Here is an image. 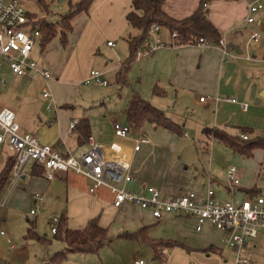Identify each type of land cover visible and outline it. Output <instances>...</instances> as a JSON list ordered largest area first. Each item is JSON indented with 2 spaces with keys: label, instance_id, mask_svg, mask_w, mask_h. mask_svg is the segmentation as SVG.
<instances>
[{
  "label": "crops",
  "instance_id": "obj_1",
  "mask_svg": "<svg viewBox=\"0 0 264 264\" xmlns=\"http://www.w3.org/2000/svg\"><path fill=\"white\" fill-rule=\"evenodd\" d=\"M203 1L165 0L163 8L169 15L183 18L192 14ZM205 1L209 2V6L206 7L209 17L228 45V53L226 54L219 44L211 46L176 44L169 30L159 28L154 32L159 34L156 38H161L168 45L138 58L140 62L137 86L128 96L122 113L111 115L106 109L102 114L86 115V112L77 105L79 85L74 77L81 71L79 62L85 50L96 48L94 37L98 26L93 16L95 14L98 16L101 11L108 13L112 10L114 15H117L116 21L119 24L115 30L120 32L122 24L125 27L128 22L126 14L131 8L132 0H94L90 13L80 12L74 17L67 45H63L60 37L56 36L43 48L39 39L36 43L37 53L33 52L35 45L32 57L40 66L51 70L50 79L34 71H30L28 75H14L8 67H4L5 73L3 74L2 70L0 75L3 94L0 97L4 99L1 103L6 105L0 106V109L3 107L13 109L21 132L34 134L42 142L50 143L63 153L84 147L86 142L79 143L77 129L70 128V123L74 119L79 121L84 117L89 119L90 135L101 143L107 145L113 141H120L130 144L131 147L132 141L120 139L115 135L113 124L114 122L128 124L127 121L122 122L118 118L125 117L127 120V104L133 93L137 92L180 123L184 128V134L178 136L173 131L155 127L151 123H146L141 132H133L131 140L135 138L140 140L141 147L137 151L126 149L127 154L132 156L133 174L132 181L125 184L126 189L145 193L147 186H154L164 194L196 191L203 195L206 187L210 186L215 192V199L220 202H227L233 198L253 197L256 194L264 195V1ZM258 1L263 3V7L255 12V16L253 15L254 21L249 22L247 20L249 5ZM109 21L113 23L115 20ZM137 30L140 33V30ZM254 32L260 34L258 40L251 38ZM115 47H117L115 44L107 45V49L112 51L116 50ZM73 56L75 61L71 67L69 62ZM122 65L123 60L120 59L119 62L110 64L98 61L92 67L102 69L104 77L105 74L116 75L117 80ZM2 79L6 80V83H3ZM155 86L161 93L154 92ZM46 88L51 93L49 97L43 95ZM201 97H205L204 100H201ZM245 103L247 107L244 106ZM49 105L51 109H48ZM214 128H220L239 137L245 134L249 139L260 140L263 144L256 146L250 155L235 152L206 130ZM189 131L194 133L193 138ZM182 141H185V145L193 146L199 142L205 146L204 149L208 151L209 156L204 159L208 168L204 166L203 175L196 174L195 170H183V167L188 170L191 162L188 160L190 156L185 153L187 146L181 147V152L176 154L175 148L180 147ZM9 151L7 145L0 148V172L12 156ZM34 166L35 164H29L23 177L14 187H11L8 181L2 189L0 220L3 221H0V226L12 212L19 216L23 211H31L33 208L31 206L35 204L34 194L40 193L43 197L40 211L47 205H65L70 214L68 224L74 229H82L79 227L86 226L94 217H99L100 224L105 227H108L109 221L129 222L133 228L118 233L121 239L128 240L126 246L138 250L139 244L150 245L153 259L157 264H163L162 258L156 259L154 246L150 242L155 238L149 234L148 222L154 217L148 209L130 203L114 206L113 192L106 186L91 192L89 189L91 181L83 174L70 170L58 172L53 179H47L45 173L34 174ZM231 166L237 168L240 179V183L234 186H230L226 181ZM193 168H198L197 162H194ZM176 173L183 179L174 178ZM174 182H180V185ZM4 207L7 209L6 215L3 216ZM169 215L178 220L177 237L173 240L186 243L187 239H190L189 224L192 227L196 226V219L188 215L191 218L186 222V219H181L184 218V214ZM18 218L21 220L20 216ZM24 225L23 238L29 225L28 221ZM207 226L204 225L200 231ZM261 228L258 229L257 236L250 239L253 252V247L263 241L264 228ZM133 231H141L143 236L141 240L122 236L124 232ZM227 236L226 231L220 230L216 240L204 236L199 246L207 249L208 245H211L213 250L219 252L223 262L229 264L228 249L235 253L233 249L223 247L226 246L224 239ZM14 240L15 237L11 234L0 233V264H8L2 247L7 243L10 245L9 251L14 250ZM57 251L55 250L52 255ZM89 254L72 252L66 260H72L73 264H83L87 258L85 256ZM134 256L133 254L130 256L129 264ZM253 257L255 254L251 260ZM254 260L255 258L252 262ZM64 262L62 264H65Z\"/></svg>",
  "mask_w": 264,
  "mask_h": 264
},
{
  "label": "built area",
  "instance_id": "obj_2",
  "mask_svg": "<svg viewBox=\"0 0 264 264\" xmlns=\"http://www.w3.org/2000/svg\"><path fill=\"white\" fill-rule=\"evenodd\" d=\"M204 6H209L204 1ZM263 7L258 1L249 5L247 20L254 21L253 13ZM159 26L154 24L151 32H155ZM175 39L177 32L172 34ZM260 34L254 32L253 40H258ZM41 39V31L35 19H30L28 10L18 0H0V75L5 64L14 75H28L30 71L40 73L46 79L52 77L50 69L42 67L32 57V51L37 41ZM195 45H214L209 40L200 37ZM224 52L228 53V45L221 38L218 43ZM108 45H114L108 41ZM168 45L161 38L145 41L142 49L137 52V58H141ZM3 83L6 80L2 79ZM95 81L102 85H108L109 81L104 77V72L92 69L84 83ZM44 97L51 95L48 88L44 90ZM205 97H201L204 100ZM236 101L237 99H232ZM245 107L248 105L245 103ZM51 109V106H48ZM78 120L70 123V128L76 127ZM115 135L123 140L132 141L130 144L113 141L107 145L90 135L84 147L77 151L63 153L50 143L42 142L31 133H24L16 120L13 109L3 107L0 109V148L6 144L14 157L9 185L14 187L23 177L27 165L37 164L44 168L45 177L53 179L58 172L75 171L88 177L91 181L90 191L94 192L102 186L108 187L114 194V206L125 203L135 204L148 209L152 216L162 219L166 214L191 215L196 219V228L201 230L204 225L211 224L228 233L224 242L227 247L234 250V264H249L253 251L250 247V239L257 236L258 229L264 228V195L254 197L233 198L227 202L215 199L212 187L207 186L205 193L200 195L196 191L164 194L159 188L147 186L145 193L126 189L125 184L132 181V156L126 152L127 148L137 151L141 147L140 140L133 139L132 127L125 123L114 122ZM243 139H249L242 134ZM238 170L231 166L227 172L228 184L234 186L240 183ZM43 197L40 193L34 194L35 205L31 209L36 214L40 209ZM59 222L58 217L52 219L51 230L56 232ZM5 234L4 230H0ZM163 259L167 255L165 248L158 250ZM130 264H150L148 260L140 256H134Z\"/></svg>",
  "mask_w": 264,
  "mask_h": 264
},
{
  "label": "rangeland",
  "instance_id": "obj_3",
  "mask_svg": "<svg viewBox=\"0 0 264 264\" xmlns=\"http://www.w3.org/2000/svg\"><path fill=\"white\" fill-rule=\"evenodd\" d=\"M25 8H28L31 12L36 13V20H46L47 22H53L59 27L61 26L62 16L69 12L72 5L75 4L78 0H18ZM94 1V0H93ZM264 1V0H263ZM93 3V2H92ZM113 4V3H112ZM91 6L89 7V13L91 10ZM95 4L93 5V9ZM95 12V10H94ZM94 15V13H93ZM255 16V12L253 13ZM115 20L111 23L109 20ZM117 15L115 16L112 10L108 13H104L101 11L98 16L95 14L93 16L94 22L97 24V33L95 38V50L86 49L85 53L80 59L81 63V71L74 78L77 80V85H79L78 89V101L77 105L82 110L86 112V115L94 114H102L106 111H109L111 115H118L124 111V105L128 101V96L131 94V91H135V87L138 82V71H139V62L140 60L135 57L131 65L127 71V81L126 82H118L116 80V75H106V79L109 81L108 85H102L95 81H91L90 83H84L85 79L89 77L92 69H100L99 67H92L95 63L104 62V63H116L119 62L120 59L123 61L129 56L130 50L128 45L127 38L129 36H134L138 33V30L131 26L128 22H126L125 27L122 24L120 27V32L116 31V27H118V21H116ZM127 21V19H126ZM157 35L154 32H151L149 35L150 40H154ZM160 37V36H159ZM108 40L112 41L117 47L116 50L107 49ZM38 44L35 46L34 53H37ZM119 51V52H118ZM75 56V54H74ZM70 60L69 64L71 67L74 64L73 58ZM120 57V59H119ZM146 59V58H145ZM96 61V62H95ZM73 62V63H72ZM72 63V64H71ZM5 67L7 65L5 64ZM104 72V71H103ZM2 73V72H1ZM3 70V74H4ZM2 94V90L0 87V96ZM4 100L3 97H0V106L6 105V103H1ZM18 100V98H15ZM125 116V114H124ZM122 122H126V118L122 117ZM141 132V131H140ZM139 133V132H137ZM191 138L194 137V133L190 132ZM138 135V134H136ZM179 136V135H178ZM185 145V141L180 143V147L175 148L176 154L181 152V147L183 148ZM6 146L3 144V148ZM187 146L186 155H189V168L184 171H193L195 170L196 174L200 176L205 173L204 166L205 157L208 158L209 153L204 149V145L197 142L195 145ZM212 150V148H211ZM11 153V151H9ZM184 152V151H183ZM204 156V157H203ZM194 162H197L198 168H193ZM29 165L26 166L28 168ZM208 168V166H206ZM25 168V169H26ZM176 179H183L182 176H178L177 173L174 175ZM226 181L228 182V178L226 177ZM176 185H180V182H174ZM184 186V185H183ZM44 204V203H43ZM35 205V204H34ZM34 205L31 206L34 207ZM7 207L3 208V216L6 215ZM39 209L36 214H32L31 211H23L19 216L21 220L18 218V214L12 212L8 217H6L5 222H2L0 228H3L7 234H11L15 237L14 244L15 249L9 251L10 245L5 243L2 247L3 252L6 254V258L8 260V264H57L56 262L51 261L52 253L55 250H61L64 247V243L55 238L54 232L51 231L52 219L54 217L60 218L63 213H67L68 220L70 218L69 210L64 205H47L45 209L40 211ZM191 218L187 214H184V218ZM28 220L36 221L37 231L41 234H47L48 241H38V240H30L26 241L23 238V231L25 230L24 224L27 223ZM160 220V221H158ZM3 221V220H0ZM108 228L109 233L112 236V242L104 245L99 253L89 254V256H85L83 264H129L128 261L130 256L133 254L135 256H143L145 257L150 264H157V262L153 259V250L150 245L147 244H139V249H133L131 246H126L128 240L121 239L122 237L118 234L120 231H123L128 228H133L129 222H118V221H109ZM177 218L172 217L171 215H167V217L163 219L153 218L148 222L149 225V234L155 239H165V240H173L177 237ZM190 223V222H188ZM208 225L202 232L196 229V226H191L189 224L190 231V239L188 238L186 243L180 245L166 246L167 255L163 258V264H225L223 262L222 257L220 256L217 250H213L210 248L211 245H208L207 249L204 246H199L202 244V240L204 236L217 239L218 230L215 226L211 224ZM79 227V228H84ZM262 229V228H261ZM260 230V228H259ZM124 237V236H123ZM129 245V244H128ZM225 245V244H224ZM165 246L161 247L164 248ZM227 248V246H223ZM19 248V250H18ZM228 249V248H227ZM255 257L254 262L250 264H264V238L261 244L257 243L256 247H253ZM230 255V262L234 264L235 254L228 249ZM134 252V253H132ZM50 262H48V261ZM65 260V264H73L72 260Z\"/></svg>",
  "mask_w": 264,
  "mask_h": 264
},
{
  "label": "trees",
  "instance_id": "obj_4",
  "mask_svg": "<svg viewBox=\"0 0 264 264\" xmlns=\"http://www.w3.org/2000/svg\"><path fill=\"white\" fill-rule=\"evenodd\" d=\"M204 1L192 14L183 18H176L164 10L163 4L165 0H132L131 8L127 12L126 18L131 26L140 30V33L127 38L130 54L123 61V65L118 71L117 81L121 83L127 81L126 73L131 62L137 56V52L143 48L154 24L158 25L159 28L169 30L171 35L177 32L176 44H194L200 37L218 44L222 35L217 26L211 21L209 11L204 6ZM92 2L93 0L76 1L69 12L62 16L60 27L53 22H47L45 19L36 20V13L28 11L29 18L36 20V24L41 31V46L44 48L56 36L60 37L63 45H67L68 35L73 29L74 17L80 12H88ZM154 92L159 94L161 90L155 86ZM126 117L133 132H139L146 123H151L155 127L168 129L178 135L184 134V128L180 123L170 117L164 110L144 99L137 92L133 93L127 104ZM75 128L77 129L79 143L84 144L87 142L90 136L89 119L87 117L80 119ZM206 130L211 132L215 138L229 145L235 152L247 155H250L256 146L263 144L260 140L243 139L239 136L231 135L220 128ZM13 164L14 157L11 156L0 172V193L10 180ZM44 171L42 166L35 164L34 174L42 175ZM28 223L29 225L24 235L26 241H48L47 235L37 231L35 220H28ZM54 235L56 239L65 244L64 248L51 256V261L57 264H62L72 252L98 253L105 244L112 241L109 228L100 224L99 217L91 218L82 229H74L68 224L66 212L59 218ZM122 236L138 240L143 237L141 231L124 232ZM150 242L154 246L156 259H161L158 254L159 248L180 244L175 240L165 239H154Z\"/></svg>",
  "mask_w": 264,
  "mask_h": 264
}]
</instances>
